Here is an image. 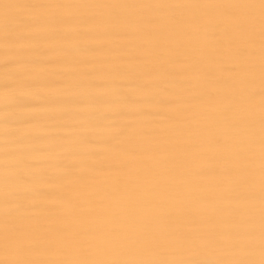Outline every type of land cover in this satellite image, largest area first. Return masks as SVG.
<instances>
[{"label": "bare ground", "instance_id": "1", "mask_svg": "<svg viewBox=\"0 0 264 264\" xmlns=\"http://www.w3.org/2000/svg\"><path fill=\"white\" fill-rule=\"evenodd\" d=\"M0 264H264L261 0H0Z\"/></svg>", "mask_w": 264, "mask_h": 264}, {"label": "snow or ice", "instance_id": "2", "mask_svg": "<svg viewBox=\"0 0 264 264\" xmlns=\"http://www.w3.org/2000/svg\"><path fill=\"white\" fill-rule=\"evenodd\" d=\"M261 5L264 6V0H261Z\"/></svg>", "mask_w": 264, "mask_h": 264}]
</instances>
